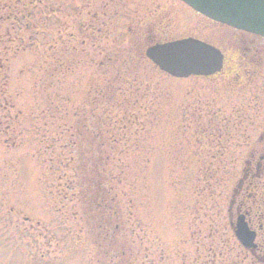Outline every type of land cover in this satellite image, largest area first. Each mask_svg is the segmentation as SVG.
I'll use <instances>...</instances> for the list:
<instances>
[{
  "label": "rangeland",
  "instance_id": "obj_1",
  "mask_svg": "<svg viewBox=\"0 0 264 264\" xmlns=\"http://www.w3.org/2000/svg\"><path fill=\"white\" fill-rule=\"evenodd\" d=\"M157 3L165 13L152 21L168 17L173 37L218 46L235 69L242 56L260 62L253 80L235 72L175 79L143 64L134 12L152 9L151 0H0V264L115 258L82 235L87 216L97 215L65 183L84 181L78 163L65 173L47 163L48 145L70 126L79 135L76 154L94 159L104 145L117 175L115 251L125 250L134 264H260L229 230L228 208L245 160L264 152V39L177 0ZM249 174L238 199L245 208L252 207L244 196L256 171ZM262 210L251 211L254 227L264 228V201ZM256 253L264 257V247Z\"/></svg>",
  "mask_w": 264,
  "mask_h": 264
},
{
  "label": "trees",
  "instance_id": "obj_2",
  "mask_svg": "<svg viewBox=\"0 0 264 264\" xmlns=\"http://www.w3.org/2000/svg\"><path fill=\"white\" fill-rule=\"evenodd\" d=\"M140 38L143 40L144 37L147 36L148 42H153L154 40V34L151 33L149 30L147 34L145 33H139ZM141 40V41H142ZM137 40L135 42V45L138 46L141 50L143 43ZM151 44V43H149ZM140 61L143 64H146L147 60L145 59L144 55L141 54ZM53 75H56L52 73L50 77ZM53 84V80L46 84L40 85L42 88L44 87H50ZM99 111H103L104 109H100L97 107H94ZM108 110V109H106ZM106 110H104L106 112ZM33 113L30 112L28 115L31 116ZM28 115H24L28 116ZM32 121V128H34V122ZM44 127V126H43ZM73 127H67L65 130L61 131L58 134L57 138H54L52 143L48 145V148L52 149L51 152V158L48 159L47 163L52 165H56L58 169H64L66 166L72 165L74 166L76 163H78L76 171H80L81 174H84L85 179L83 182H78L74 179H68L65 183L72 191V195L75 197L80 198V201L82 204H87L90 207V213L97 215V218L92 221L91 216H87V233H82V235H92L96 242H99L100 244L95 245L97 248H100L101 251L104 252H112L115 253V258L111 260V262H107V264H134V260H131L130 258H127V252L125 250L121 251H115L118 250L116 246V234L119 228V225L115 219V215L118 213L116 211H113L112 204L115 201V197H111L112 192L115 190V184L114 181L116 180L115 174L111 171V169L108 168V165L110 163V157L108 155L104 156V154L101 153L102 149H106L104 145L100 144L98 146V152L99 154H95L94 159L89 158L86 156L85 152L84 155H77L76 149V142L73 140L74 137L79 138V135H75L73 132ZM67 134L68 140L66 143L63 142V136ZM40 141L37 153L39 151L40 146L43 144L41 142V137L37 140V142ZM21 142V141H20ZM61 152H58V149L55 147L56 144H61ZM96 143L93 142L89 144L90 149L95 148ZM88 145H85V149ZM92 151V150H91ZM66 152H72L71 155H68L70 158H66L67 155ZM74 153V154H73ZM38 155V154H37ZM79 156V162H76V158ZM39 158H42V156H38ZM139 160V159H138ZM43 161V160H42ZM52 161V163L50 162ZM68 162L65 165V163ZM138 162V161H137ZM44 166L46 167L45 162L43 161ZM50 168V167H49ZM264 176V171L261 169L256 172L254 179H256L255 183H252L251 190L248 191V194L250 196V200L257 201V206L260 208L263 205L264 201V183L260 180L261 177ZM105 180H104V179ZM59 181L61 178L58 179ZM74 190V191H73ZM254 205L255 204H251ZM259 208V209H260ZM110 226L116 227V230H110ZM229 230L230 226L228 225ZM81 235L79 233L77 236ZM254 259L257 260L260 264H264V257L262 256H256Z\"/></svg>",
  "mask_w": 264,
  "mask_h": 264
},
{
  "label": "water",
  "instance_id": "obj_3",
  "mask_svg": "<svg viewBox=\"0 0 264 264\" xmlns=\"http://www.w3.org/2000/svg\"><path fill=\"white\" fill-rule=\"evenodd\" d=\"M181 1L214 21L264 37V0ZM146 56L176 78L210 77L221 72L224 62L218 49L192 38L154 45ZM235 234L245 248H256V234L249 230L244 216L238 218Z\"/></svg>",
  "mask_w": 264,
  "mask_h": 264
},
{
  "label": "flooded vegetation",
  "instance_id": "obj_4",
  "mask_svg": "<svg viewBox=\"0 0 264 264\" xmlns=\"http://www.w3.org/2000/svg\"><path fill=\"white\" fill-rule=\"evenodd\" d=\"M153 3H154V6H152ZM151 6H152V9L148 8V12H150L151 15L157 16L158 14L160 15L163 12L165 13V9L163 8L162 5L157 3V0H153V1L151 0ZM166 18H168V17H165L162 20H164ZM169 26H170V28L172 27L171 23H169ZM244 63H247L248 66L250 67L249 70L246 69V70H244V72H252L254 69H256L260 66V62L254 63V61L248 59V57L245 59V62L243 61V58H239L237 60V64H239V65H242ZM261 140H264V135L261 136ZM235 206H236V199L233 201V203L231 202L230 207H229V213H228L229 218L233 223H235V220L237 218V215H236L235 220H234L233 209ZM241 208H242V206H241ZM236 209H237V207H236ZM241 213H242V210H241ZM246 219L251 221L250 225L254 227L252 217L249 215V216H247ZM230 220H229V222H230ZM257 222H258V220H257ZM255 224H257V226H255L256 227L255 229L257 230L258 235L260 234L261 240H262L261 242L264 244L263 224L262 223L260 224L259 222L255 223ZM262 243L258 246L257 250H260V247H262V246L264 247V245Z\"/></svg>",
  "mask_w": 264,
  "mask_h": 264
}]
</instances>
